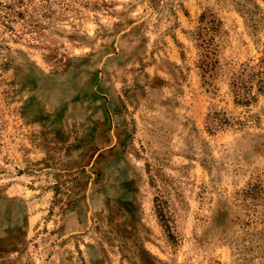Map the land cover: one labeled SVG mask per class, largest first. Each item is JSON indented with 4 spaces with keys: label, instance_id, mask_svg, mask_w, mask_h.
<instances>
[{
    "label": "rangeland",
    "instance_id": "rangeland-1",
    "mask_svg": "<svg viewBox=\"0 0 264 264\" xmlns=\"http://www.w3.org/2000/svg\"><path fill=\"white\" fill-rule=\"evenodd\" d=\"M0 264H264V0H0Z\"/></svg>",
    "mask_w": 264,
    "mask_h": 264
}]
</instances>
